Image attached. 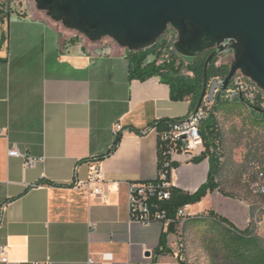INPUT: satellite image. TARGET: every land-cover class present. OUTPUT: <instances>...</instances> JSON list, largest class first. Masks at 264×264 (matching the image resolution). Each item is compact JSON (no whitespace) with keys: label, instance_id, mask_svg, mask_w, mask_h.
Returning a JSON list of instances; mask_svg holds the SVG:
<instances>
[{"label":"crops","instance_id":"0c3cea01","mask_svg":"<svg viewBox=\"0 0 264 264\" xmlns=\"http://www.w3.org/2000/svg\"><path fill=\"white\" fill-rule=\"evenodd\" d=\"M98 45L70 41L69 28L44 12L0 2V128L6 133L0 136V245L7 256L0 264H181L172 252L158 253L169 227L130 221L129 182L158 176V122L194 107L173 100L158 76L130 79L126 47ZM13 145L43 160L25 168L22 158L9 155ZM202 154L176 157L174 186L195 192L206 182L209 158L195 161ZM97 163L108 181L106 201L76 187ZM204 201L192 215L221 214L230 202L243 210V221L238 226L223 216L248 227L246 203L216 190ZM167 234L173 249V233Z\"/></svg>","mask_w":264,"mask_h":264},{"label":"water","instance_id":"95a60500","mask_svg":"<svg viewBox=\"0 0 264 264\" xmlns=\"http://www.w3.org/2000/svg\"><path fill=\"white\" fill-rule=\"evenodd\" d=\"M38 6L66 27L92 41L111 37L127 49H146L169 26L178 31L175 50L193 57L212 50L208 68L231 51L234 61L220 93L242 71L264 89V0H37ZM200 100V103H201ZM150 255V252H148Z\"/></svg>","mask_w":264,"mask_h":264},{"label":"rangeland","instance_id":"374dc122","mask_svg":"<svg viewBox=\"0 0 264 264\" xmlns=\"http://www.w3.org/2000/svg\"><path fill=\"white\" fill-rule=\"evenodd\" d=\"M0 2H10L28 14L32 11H41L48 15L46 11L39 8L37 0H0ZM161 37L160 57H173L164 42L174 41L175 43L178 40V31L174 27H169ZM69 38L74 43L90 41L83 33L70 28ZM96 42L98 46H106L116 41L111 37H103ZM153 58V55L149 57V59ZM234 59L232 52L219 54L216 57V64H230L231 66ZM158 62L160 63L161 60ZM216 117L220 130L218 137L220 162L223 167L218 180L223 191L236 196L226 197L246 203L250 210L251 197L247 198L248 192L256 186H264V176L257 175L259 170L264 172V115L253 110L246 103L231 102L223 103L218 108ZM256 191L254 189L253 194ZM202 200L190 204L194 207L189 208L188 213H193L202 204L205 206L208 204L207 201L202 202ZM220 209L222 215L215 210L217 215H214L211 212L212 209H208L195 215L191 214L184 222L175 223L172 235L174 246L171 251L178 257L181 264H228V259L222 253L217 255L213 252L211 254L207 246L213 244L216 235L221 238L227 233L229 226L223 223L219 216L228 214L236 219L234 221L239 226L243 221L244 212L238 210L230 202L224 203ZM260 209L264 212V204ZM262 221H264V215L258 222L255 232L264 237V233L259 230Z\"/></svg>","mask_w":264,"mask_h":264},{"label":"trees","instance_id":"16d2710c","mask_svg":"<svg viewBox=\"0 0 264 264\" xmlns=\"http://www.w3.org/2000/svg\"><path fill=\"white\" fill-rule=\"evenodd\" d=\"M161 38L156 44L146 49H128V58L130 62V79L146 80L152 76H158L162 82L167 83L171 88V97L173 100H190L194 109L197 107L202 96L204 77L207 61L212 54V50L204 51L197 56L186 57L180 55L174 48V41L164 42L167 49L171 53V58H161ZM153 59H149L150 56ZM161 60L159 63L158 61ZM231 70L230 64H216V58L212 61L208 68V77L227 76ZM223 103H231L226 101L219 102L215 107V112L203 125V134L205 138V150L203 154L196 158L199 162L205 158H209L210 172L208 179L195 192L184 191L174 185L171 187V198L162 204L166 208L170 217H175L177 209L184 205H190L201 201L208 192L218 190L223 195L228 197H236L233 194L226 193L222 190L221 183L218 180L219 174L222 172V163L220 162L219 153V136L220 130L217 123V111ZM244 103V102H239ZM264 115V111L259 108H252ZM171 119L158 122L159 145L160 133L167 128L168 122ZM120 136L117 137L114 148L106 155H109L119 143ZM160 153V150H159ZM160 157V154H159ZM176 162H173V166ZM263 173L259 170L257 175ZM264 176V175H263ZM256 186L257 190L253 194V190L248 192L247 198L250 199V223L247 228L240 229L232 221L225 216H219L223 223L228 224L229 228L221 238L216 235L214 242L207 246L211 254L222 253L228 264H264V237L255 232L258 222L262 220L264 212L260 209L264 204V193ZM248 191V190H247ZM214 215L217 213L212 210ZM175 223H172L166 233L162 234L161 246L162 250L158 253L172 252L167 246V233H173ZM222 242V244H220Z\"/></svg>","mask_w":264,"mask_h":264},{"label":"built area","instance_id":"2783aa9c","mask_svg":"<svg viewBox=\"0 0 264 264\" xmlns=\"http://www.w3.org/2000/svg\"><path fill=\"white\" fill-rule=\"evenodd\" d=\"M231 52V51H229ZM227 53V52H225ZM227 76H214L208 79L205 95L199 100L197 107L183 117L171 119L168 126L160 133V169L158 176L147 182H129V216L133 223L151 225L162 223L168 228L172 223L184 222L191 214L189 205L177 209L176 216L170 217L164 202L171 198L173 162L178 155L192 159L205 150L203 125L215 112L216 105L221 101L244 102L250 108H259L264 111V89L254 80L238 71L232 78L229 87L220 95ZM123 130L122 125L115 128L116 134ZM6 135L5 129L0 128V136ZM9 155L24 160L25 168H32L43 158L24 153L16 145L9 148ZM263 176V173H260ZM107 178L99 163L92 167L86 180L78 181L76 187L84 189L89 195L107 200ZM264 193V186H259ZM3 218L0 217V225ZM91 229H95L92 222ZM183 247V245H182ZM0 261H7L6 246L0 245ZM92 262V259H90Z\"/></svg>","mask_w":264,"mask_h":264},{"label":"flooded vegetation","instance_id":"af4514ba","mask_svg":"<svg viewBox=\"0 0 264 264\" xmlns=\"http://www.w3.org/2000/svg\"><path fill=\"white\" fill-rule=\"evenodd\" d=\"M169 27H172V26H169ZM169 27H168V28H169ZM210 51H211V50H210Z\"/></svg>","mask_w":264,"mask_h":264}]
</instances>
